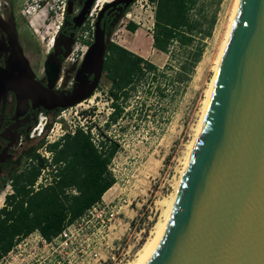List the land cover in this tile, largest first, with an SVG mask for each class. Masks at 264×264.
<instances>
[{"label":"rangeland","instance_id":"rangeland-1","mask_svg":"<svg viewBox=\"0 0 264 264\" xmlns=\"http://www.w3.org/2000/svg\"><path fill=\"white\" fill-rule=\"evenodd\" d=\"M203 1L206 15H214L215 19L210 35L201 39L202 54L185 82L173 78L177 63L165 67L168 56L151 46L152 3L135 0L126 9L121 24L133 22L135 32L140 31L147 44L137 42L135 32L128 30L121 34V44L155 64L157 69L144 72L127 97L117 100L121 113L107 127L105 120L112 112L108 82H103L102 90H95L89 101L67 107L57 115L47 114L49 126L42 137L44 143L80 127L89 130L95 144L102 140V134L118 144L108 163L115 181L101 201L116 196L126 199L110 232V238L119 237L114 241L118 247L115 252H127L121 264L135 260L152 237L156 224L163 220V210H167L179 185L190 144L204 114L235 0ZM12 3L16 31L25 53L29 58L37 51L43 54L56 33L66 0H12ZM175 52L177 60H181V53ZM39 139L34 137L26 143L34 144ZM43 145L37 151L49 158L50 153ZM41 175V182H48L49 168ZM9 191L8 187L0 190V204L3 193Z\"/></svg>","mask_w":264,"mask_h":264},{"label":"water","instance_id":"water-1","mask_svg":"<svg viewBox=\"0 0 264 264\" xmlns=\"http://www.w3.org/2000/svg\"><path fill=\"white\" fill-rule=\"evenodd\" d=\"M90 49L100 68V29ZM16 55L23 59L19 46ZM136 264H264V0H237L178 196Z\"/></svg>","mask_w":264,"mask_h":264},{"label":"trees","instance_id":"trees-1","mask_svg":"<svg viewBox=\"0 0 264 264\" xmlns=\"http://www.w3.org/2000/svg\"><path fill=\"white\" fill-rule=\"evenodd\" d=\"M149 1L153 5L151 46L168 56L165 67L171 62L177 63L173 78L176 82H185L200 59L201 39L210 35L215 17L206 15L203 0ZM135 27L133 22L126 25L131 32ZM177 50L182 55L181 60H177ZM107 68L112 112L105 120V127L115 122L121 113L117 100L125 99L142 74L156 70L157 66L125 47L112 44ZM42 145L50 153L49 158L36 152ZM117 149V142L103 134L99 144H95L89 130L80 127L52 142L44 143L40 138L27 147L22 155L24 159H31L29 169L16 173V178L24 180L23 185L15 188L17 200L14 194L7 195L11 198V208L0 218V255L10 248L16 235L37 229L49 238L92 204L101 201V195L115 181L108 163ZM48 168L50 176L45 185L36 190L24 188L36 180L41 169Z\"/></svg>","mask_w":264,"mask_h":264},{"label":"flooded vegetation","instance_id":"flooded-vegetation-1","mask_svg":"<svg viewBox=\"0 0 264 264\" xmlns=\"http://www.w3.org/2000/svg\"><path fill=\"white\" fill-rule=\"evenodd\" d=\"M86 1L66 0L65 11L50 46L43 54L37 51L29 58L16 31L12 0H0V190L10 189L1 198L0 218L11 208V198L7 195L14 194V200H17L15 188L23 185L24 180L16 178V173L29 169L31 159H24L22 153L31 145L26 142L33 139L28 134L38 113L60 114L67 107L89 101L95 90H102L103 82H108L110 88L108 56L112 44L122 46L120 36L127 30L128 23L121 24L122 17L135 0L126 7L125 0H109L97 8L98 1L92 0L89 12L81 14ZM96 29L101 30L103 40L100 68L97 54L90 49ZM17 46L22 53L20 61L16 55ZM9 63L12 71H8ZM27 76L29 82L26 83ZM89 90L91 94L74 105H57ZM43 170L24 188L36 190L45 185L41 182Z\"/></svg>","mask_w":264,"mask_h":264},{"label":"built area","instance_id":"built-area-1","mask_svg":"<svg viewBox=\"0 0 264 264\" xmlns=\"http://www.w3.org/2000/svg\"><path fill=\"white\" fill-rule=\"evenodd\" d=\"M48 123L47 115L38 113L28 137L42 138ZM125 203L120 196L96 202L49 238L36 229L18 234L0 255V264H121L127 252H115L114 241L119 237L110 238V232Z\"/></svg>","mask_w":264,"mask_h":264},{"label":"bare ground","instance_id":"bare-ground-1","mask_svg":"<svg viewBox=\"0 0 264 264\" xmlns=\"http://www.w3.org/2000/svg\"><path fill=\"white\" fill-rule=\"evenodd\" d=\"M98 1V2H97ZM106 1H109V0H96V2H97V6L96 7H98L100 4H102V3H104V2H106ZM236 4H237V0H235V2H234V4H233V7H232V11H231V14H230V18H229V24H228V28H227V31H226V33H225V39H224V41H223V46H222V48L220 49V55H219V57H218V61H217V65H218V62H219V59H220V57H221V54H222V50H223V48H224V46H225V43H226V41H227V38H228V35H229V31H230V27H231V24H232V21H233V17H234V13H235V9H236ZM96 5V4H95ZM134 37H136V40H137V42H140V43H142L143 44V46H145L146 44H147V42L144 40V36H143V34L140 32V31H136L135 33H134ZM144 52V51H143ZM217 65H216V67H215V71H216V68H217ZM215 74V73H214ZM214 78V77H213ZM212 88V87H211ZM211 91V90H210ZM209 96H210V92H209V95H208V99H209ZM208 99H207V102H206V106H207V103H208ZM206 106H205V109H206ZM204 112H205V110H204ZM203 112V113H204ZM203 116H204V114H203ZM203 116H202V118H203ZM202 118H201V120H200V122H199V124H198V127H197V130H196V133H195V137H194V139H193V141H192V143L190 144V147H189V154H190V152H191V150H192V148H193V146H194V143H195V140H196V137H197V135H198V131H199V129H200V125H201V122H202ZM180 179V178H179ZM180 183V182H179ZM177 186V185H176ZM178 189H179V185H178V187H177V189H176V191H175V193H174V195L172 196V198H171V200H170V203H169V205L167 206V210L165 211V209L163 210L164 211V217H163V220L159 223L158 222V224H156V226H155V228H154V230H153V232H152V237L150 238V239H148L147 241H146V243L142 246V248H141V251L138 253V255L136 256V258H135V260H133L132 262H130V263H128V264H136L139 260H140V258L142 257V255L144 254V252H145V250L147 249V247L150 245V243L153 241V239L156 237V235L159 233V231L162 229V227L165 225V222H166V220H167V218H168V216H169V214H170V212H171V210H172V208H173V206H174V203H175V201H176V198H177V196H178ZM170 199V198H169ZM167 203V204H168ZM129 261V260H128ZM127 261V262H128Z\"/></svg>","mask_w":264,"mask_h":264},{"label":"crops","instance_id":"crops-1","mask_svg":"<svg viewBox=\"0 0 264 264\" xmlns=\"http://www.w3.org/2000/svg\"><path fill=\"white\" fill-rule=\"evenodd\" d=\"M129 50V49H128ZM131 51V50H130ZM101 198H103V196L101 195ZM104 199V198H103ZM37 230V229H36Z\"/></svg>","mask_w":264,"mask_h":264}]
</instances>
